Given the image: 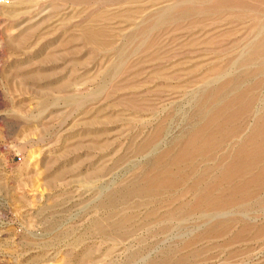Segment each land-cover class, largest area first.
I'll list each match as a JSON object with an SVG mask.
<instances>
[{
    "label": "rangeland",
    "instance_id": "rangeland-1",
    "mask_svg": "<svg viewBox=\"0 0 264 264\" xmlns=\"http://www.w3.org/2000/svg\"><path fill=\"white\" fill-rule=\"evenodd\" d=\"M0 264H264V0H0Z\"/></svg>",
    "mask_w": 264,
    "mask_h": 264
}]
</instances>
